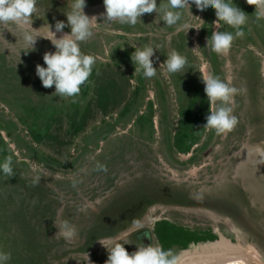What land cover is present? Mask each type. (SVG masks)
Segmentation results:
<instances>
[{"label":"rangeland","instance_id":"374dc122","mask_svg":"<svg viewBox=\"0 0 264 264\" xmlns=\"http://www.w3.org/2000/svg\"><path fill=\"white\" fill-rule=\"evenodd\" d=\"M48 2L38 1L41 18L45 11L50 25L66 22L67 0ZM233 2L247 14L242 26L244 35L235 37L226 53L218 54L221 63L218 78L237 90L232 114L238 122L227 134L217 135L214 130L206 129L189 154L168 152L164 133L171 131L174 135L183 104L194 97L196 109L203 103L204 84L200 75L214 76L207 56L210 51L206 46L207 36L203 33L209 11L201 13L193 6V15L189 13L181 20L189 27L176 32V26L165 27L163 21L156 24L155 12L144 14L142 21L131 26L105 21L103 1L85 7L89 17H97V24L93 35L80 43V50L94 57V78L101 83L115 80L117 106L108 114L98 111L92 92L94 80H91L89 94L80 96L81 111L89 104L93 106L84 131L71 134L69 121L63 117L51 130L57 139L35 145L48 159L59 162L61 168L28 156L0 131L6 142V146L0 147V162L10 158L13 168V176L0 174V251L11 254L7 264H39L38 242L45 255L40 264H105L108 256L105 247L111 248L115 243H127L124 247L129 253L136 251L137 246L128 245L126 236L131 233L128 229L119 233L120 240H112L102 236L108 229L100 228L98 218L107 223L112 214L107 209L109 205L130 202L126 193L139 186L153 194L167 193L153 198L156 203L136 220L143 228L152 231L154 224L165 220L201 235L211 232L220 235L216 241L190 244L188 249L176 252L177 261L195 254H218L222 247H231L243 253L252 248L264 264V164L249 156L245 148L250 143L264 141V19L258 20L255 7L245 0ZM214 17L212 32L234 35V29L226 24L215 27ZM44 22L33 17L32 27L39 29ZM68 32L63 29L56 35L60 37ZM145 46L156 49L151 59L157 72L151 78H145L142 71L135 72L131 59L134 48ZM173 50L187 61L179 73H168L163 65ZM23 51L18 30L0 25V119L17 123L19 130L15 134L30 141L26 128L19 123V115L28 119L31 109L40 115L44 101L68 107L73 97L55 95L54 87L41 86L47 96L44 99L32 86L42 85L36 66H45L43 55L55 51L50 41L40 38L34 51L27 54ZM141 75L145 86L142 106L137 114L128 116V123L111 130L124 107L133 101L136 78ZM22 78L30 79L31 86L24 84ZM160 102L171 126L160 124L163 114ZM149 103L154 111L152 135L148 122L143 127L135 124L137 116L149 110ZM171 193L180 196L170 197ZM173 199L181 204L174 205ZM46 205L51 209H46L42 220L41 211ZM58 209L63 210L59 218L76 227L75 242L55 237L57 229L53 221L58 219ZM232 210L236 215L229 213ZM126 217L123 215L121 221H126ZM29 228L36 230L38 241ZM152 246L158 247L153 242Z\"/></svg>","mask_w":264,"mask_h":264},{"label":"clouds","instance_id":"9594fccd","mask_svg":"<svg viewBox=\"0 0 264 264\" xmlns=\"http://www.w3.org/2000/svg\"><path fill=\"white\" fill-rule=\"evenodd\" d=\"M248 5L255 7L256 18L264 19V0H245ZM105 12L102 14L107 22L118 21L121 24L136 25L142 21L144 14L156 13L154 22L159 24L163 21L165 27H175L179 32L188 28L186 22L181 23L182 17L192 14V7L201 12L215 11L216 20L214 26L220 22L234 29V35L230 32H212L207 41V49L217 54L226 53L235 37L244 35L242 26L245 25L247 14L238 8L233 0H103ZM86 0H67L64 15L65 21H56L54 26L50 25L40 15L38 0H0V25L12 26L18 30L19 39L23 45V53L27 54L35 50L38 39L43 38L53 45L54 52H46L43 55L45 66H36V75L45 88L55 89V95L61 97H75L81 91V86L88 82L92 74L95 59L91 55L81 52L80 43L86 41L93 35V28L97 24V17H89L84 9ZM33 17L44 19L39 29L32 27ZM197 17V16H196ZM65 27L70 32L57 37ZM54 28V30H53ZM191 30V29H189ZM131 55L136 71L141 72L145 78L156 75L157 70L153 67L152 57L156 49L145 46L134 48ZM199 49L198 47L194 50ZM186 58L173 50L167 55L164 66L168 73H179L185 67ZM203 73V67L201 68ZM200 78L204 84V92L209 104V114L206 117L205 129H212L217 135L231 132L237 125V118L233 115L232 105L236 89L230 87L226 82L210 74H202ZM249 156L254 157L259 164H264V141L245 146ZM11 159L5 158L0 162V174L13 176ZM98 167L103 168L102 165ZM35 183V181H34ZM62 209L57 210L58 219L53 221L57 231L56 238L66 242H75L77 236L76 227L66 219H60ZM133 227L128 232H133L142 227L139 221L132 222ZM121 234L111 237L119 240ZM104 247V243L99 241ZM124 244L115 243L111 248L105 247L108 253L105 264H178L177 257L172 251L152 244L145 246L137 245V250L129 253ZM11 254L0 251V264H7Z\"/></svg>","mask_w":264,"mask_h":264},{"label":"trees","instance_id":"16d2710c","mask_svg":"<svg viewBox=\"0 0 264 264\" xmlns=\"http://www.w3.org/2000/svg\"><path fill=\"white\" fill-rule=\"evenodd\" d=\"M48 1L49 0H45L46 4L49 3ZM97 1L99 2L103 0H86V6L93 5ZM64 8H66V5L64 6ZM214 16H215L214 10H209V13H206V23L203 27V33L207 36V41L212 35L211 23L215 19ZM219 24L221 26L224 25L223 22H220ZM64 29L70 32V29L68 27H65ZM207 56H209V60H210L209 62L212 66L213 75L218 78V76L221 74L219 69L221 63L219 61L218 54L209 51ZM94 77H95V73L92 72V74L88 79V82H86L84 85L81 86L80 93L77 96L73 97L70 106L60 107L51 102L46 103V101H44L43 104L45 107L44 106L42 107L40 115L36 112V109H31L28 112V119H25L23 115H19L18 117L19 123L26 128L27 135L30 138V141H26V139L20 137L19 134H15L16 131L19 130L18 129L19 127L18 124L13 121L2 122L0 119V131L6 133V136L12 140L13 144L18 149L26 151L28 156H35L44 163L57 165L61 168L62 166L60 165L59 162L48 159L45 155H43L40 151H38V149H36L35 145L56 140L57 138H55L54 135H52L51 130L53 126L57 124L58 119L63 117H65L69 121L71 134L77 135L84 131L89 119L92 116L93 106L89 104L84 109V111H81L80 96L84 97L89 94V90H90L89 84L91 83V80L92 81L94 80V88L92 92L96 98L95 108L98 111L102 112L103 114H108L110 110L116 108L115 106H117V99H116L117 91L115 89H117L118 87H116L115 80L110 79L109 83H101L100 79ZM136 80L138 82V85L133 93V101L129 105L127 104L124 107L123 111L120 113L118 118L112 124L111 130L115 129L120 124L125 125L126 123H128L130 120V118L128 119V116L130 114L131 115L137 114L138 110L140 109V106H142L141 101H143L145 98L144 79L141 75L140 77L136 78ZM21 81L24 84H27V86L30 85L29 82L30 79L22 78ZM32 86H34L39 97L44 99L47 97L44 94V91L42 90L41 87L42 85L38 83L36 84L33 83ZM119 93H121V91H119ZM202 99H203V103L201 104V106H199L198 109L195 108L197 102L195 97L192 100H190L189 103L183 104L184 107L179 112L180 114L179 124L177 128L174 130V135L172 136L171 131L170 132L167 131L166 133H164L166 150L168 152L177 153V154H189L192 151L193 147L203 136L206 130L204 128V125L206 123V117L209 114V104L205 92ZM113 103L115 104L112 105ZM159 104L163 109V114L161 116L162 120L160 121V124L166 127L171 126V122L168 121L169 120L168 113L166 112L163 103L160 102ZM148 109L149 110L146 113L137 116L135 124H137L139 127H143L145 121L148 122L147 128L150 134L152 135V133L154 132V121H153L154 111H153L152 103H149ZM29 119H31V121H29ZM2 144L4 146L6 142L0 134V147L2 146ZM126 194L130 197V202H126L124 204L122 203L114 204L112 202L107 208L108 210L110 209L109 211L112 213L111 218L108 219L107 223H105V219L102 221L100 218H98V224L100 228L103 226L106 227L107 229L116 227V225L118 224L116 223V221L120 222L123 214L131 213V212H134L135 220H138L144 214V212L147 210L148 207L156 203L153 202L152 200L153 198H155L156 196H162L161 194L167 195V193H163V192H157L156 194H153L150 191H148L145 187H140V186L139 188H135V190H132L131 192H128ZM174 196L175 198L178 199L180 194L179 193L170 194V197H174ZM46 209L50 210L51 209L50 205H46L43 207L41 211L42 220H43V215H45ZM39 221H41V219ZM164 224L160 225L156 232L165 250L170 249L174 244H178L180 250H185L188 249L190 244L204 243L207 241H214L217 239V236L210 233L207 235H201L202 233L198 231L195 232L184 228L175 227L169 223H164ZM41 227L43 230L42 223H41ZM49 227H50V222H49ZM29 229H32L33 234L37 239L36 230H34L33 228H29ZM34 232L36 233V235ZM38 246H39L38 251L41 254V260L39 262L40 264L41 261L44 259L45 255L40 250L41 247L39 242H38Z\"/></svg>","mask_w":264,"mask_h":264},{"label":"flooded vegetation","instance_id":"af4514ba","mask_svg":"<svg viewBox=\"0 0 264 264\" xmlns=\"http://www.w3.org/2000/svg\"><path fill=\"white\" fill-rule=\"evenodd\" d=\"M173 203L174 205H179L181 204V202H179V200H176V199H173ZM212 206V205H211ZM213 207V206H212ZM236 211L232 210L230 211L229 213L230 214H235ZM115 214H118V213H115ZM113 214V215H115ZM123 215H127V219L128 220H122L120 222H117L118 223L116 225V227H113L111 229H108V232L103 234L102 236L104 237H108V238H111V237H114V236H117L120 232L122 231H125L127 229H130V227L133 226V224H128V223H132L133 220H135V215H134V212H131V213H127V214H123ZM123 217V216H122ZM142 216L139 218L141 219ZM123 219V218H122ZM164 223H169L168 221H165V220H160L158 221V223L154 224V227L152 229V231H150L149 229H146V228H140L136 231H133L131 233H129L126 238H127V242H128V245H133V246H137V245H140V244H143L145 246H148L150 244H152V242L154 244H157L158 247H161L164 249L162 243L160 242L158 236H157V229L159 228L160 225L164 224ZM128 224V225H127ZM175 227H178L172 223H169ZM165 225V224H164ZM121 228V229H120ZM107 229V228H106ZM212 234V232H211ZM217 236V235H216ZM120 240V239H119ZM198 244V243H197ZM169 250V249H168ZM170 250L172 251V253L175 255L176 252L178 251H182L179 249V246L178 244H174ZM83 252H85L86 250H82Z\"/></svg>","mask_w":264,"mask_h":264},{"label":"bare ground","instance_id":"6f19581e","mask_svg":"<svg viewBox=\"0 0 264 264\" xmlns=\"http://www.w3.org/2000/svg\"><path fill=\"white\" fill-rule=\"evenodd\" d=\"M221 240L224 241V238L221 237ZM251 249L249 248L248 252L243 253L231 247H222L221 253L212 255H209L210 253H204L183 257L178 260V264H229L230 262L234 263L237 259H242L248 264H251L252 261L254 263L257 262V264H263V261L259 259V254H256ZM249 256H251L250 259L247 258Z\"/></svg>","mask_w":264,"mask_h":264},{"label":"water","instance_id":"95a60500","mask_svg":"<svg viewBox=\"0 0 264 264\" xmlns=\"http://www.w3.org/2000/svg\"><path fill=\"white\" fill-rule=\"evenodd\" d=\"M217 237L219 238L220 235L218 234ZM216 241V240H215ZM229 264H248L247 262H245L244 260L242 259H237L234 263H229Z\"/></svg>","mask_w":264,"mask_h":264}]
</instances>
